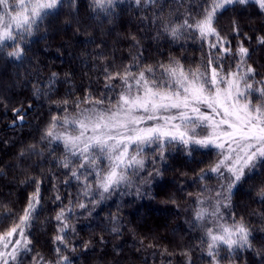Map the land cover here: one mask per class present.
Returning a JSON list of instances; mask_svg holds the SVG:
<instances>
[{
	"label": "snow or ice",
	"instance_id": "snow-or-ice-1",
	"mask_svg": "<svg viewBox=\"0 0 264 264\" xmlns=\"http://www.w3.org/2000/svg\"><path fill=\"white\" fill-rule=\"evenodd\" d=\"M123 3L125 0H89V19L103 18L111 23ZM128 3L142 10L157 9L153 16L141 18L152 26L150 38L155 43L182 39L199 42L200 62L186 69L178 58L168 55L166 62L157 59L148 63L147 49L136 36L129 37L134 51H129L126 63L117 65L114 55L102 51L89 56L99 64L98 80L103 91L97 97L86 89L83 98L53 101L59 112L46 122L38 142L18 153L21 160L44 159L47 151L56 166L64 170L65 178L59 183L66 189L73 184L77 188L75 196L69 191L62 197L55 183L58 177L50 173L55 193L52 202H58L53 217L54 259H45L34 249L32 228L40 223L44 211V180L28 176L20 183L30 184L33 190L21 213L0 203V209H7L0 216V226L9 222L0 231V264H74L78 233L73 221L91 217L117 192L131 194L133 186L135 195L140 196L141 184H150L149 178L163 177L157 165L166 162V152L176 146L189 157L198 149H214L217 157L198 173L202 191L196 196L191 227L201 235L194 248L180 252L185 264H192V251L206 255L209 264H247L248 252L264 264V245L257 247L254 235L256 231L264 233V227L254 229L244 216L237 218L232 202L238 186L264 176V72L250 62L253 53L245 41L251 42L252 37L241 31L235 18L231 25L237 39L235 48L218 27L225 11L254 7L264 15V0H201L198 4L179 0L176 9L167 15L161 0ZM65 8L75 13L78 24L85 23L79 20L78 0H0V56L23 62L32 37L44 30L49 17ZM76 31L80 33V27ZM82 34H87L86 26ZM256 42L264 45V34H257ZM88 43L101 49L103 42ZM59 76L53 72L47 87H54ZM35 94L40 95L39 89ZM0 104H4L2 98ZM11 111V126L22 127L27 110L21 104ZM61 148L63 155L57 157L56 151ZM145 149L152 151V169L146 172L149 157ZM141 172L145 175L140 176ZM206 178H215L216 186L204 184ZM256 195L264 204V180L257 186ZM252 215L264 223V212L254 210ZM112 220L109 231L118 238L122 235L118 217ZM98 240L102 245L106 243L103 236ZM140 244H144L143 239ZM92 246L91 240L79 245L84 251ZM147 247L156 246L149 243ZM161 255L171 257L174 253L163 248ZM168 264H172L171 259Z\"/></svg>",
	"mask_w": 264,
	"mask_h": 264
},
{
	"label": "trees",
	"instance_id": "trees-1",
	"mask_svg": "<svg viewBox=\"0 0 264 264\" xmlns=\"http://www.w3.org/2000/svg\"><path fill=\"white\" fill-rule=\"evenodd\" d=\"M178 2L161 0V4L166 6L165 15L176 9ZM200 2L194 0V3ZM88 4L89 0H78L79 20L85 22L83 24H78L75 13L69 8L49 17L44 30L32 37L29 50H26L27 58L23 62H13L0 56V98L4 101V104H0V170L3 172L0 175V203L7 205L14 213H21L33 189L30 184L22 185L20 181L28 176H38L44 180L41 189L44 211L40 215V223L32 228V239L35 252L49 260L54 259L56 222L53 217L58 210V202H52L55 193L50 173L58 177L55 183L62 197L67 196L69 191L75 196L77 188L73 184L66 189L59 183V179L65 178L64 170L56 166L54 158H50L47 151L44 159L32 157L21 160L18 153L29 144L37 143L46 122L59 112L53 101L83 98L86 89L98 97L103 91L102 82L98 80L101 76L97 70L99 64L89 56L102 51L114 55L117 65L126 63L130 59L129 51H134L130 36L141 40L147 49L145 56L148 63H155L157 59L166 62L168 55H172L187 69L199 64L202 54L200 43L192 39L179 42L161 40L159 44L151 40L152 26L147 21L142 22L141 18L153 16L157 9L142 10L130 6L125 0L118 7L112 22L108 23L103 18L100 21L89 19ZM233 18L239 22L241 31L252 37L251 42L245 41V46L253 53L250 62L264 72V45L256 42V35L264 34V15L250 7L240 12L225 11L219 17V29L232 40L235 48L237 39L231 32ZM85 26L86 35L82 34ZM77 27H80V33H77ZM89 40L103 42L102 48L96 49L88 43ZM53 72L60 76L55 86L48 88L47 82ZM36 89H39L40 95L35 94ZM21 104L27 110V122L22 127H8L14 118L11 109ZM29 104L32 106L30 109ZM145 151L149 157L146 159V172L152 169V151ZM62 155V148L58 149L56 156ZM216 158L214 149H198L189 157L180 146H176L166 152V162L157 165L163 171V177L149 178L150 184H141L140 196L135 195L133 186L129 190L131 194L117 192L101 203L91 217L74 220L78 233L74 239L77 245V251L73 254L74 264H168L169 259L172 264H185L180 252L194 248L201 235L199 230L191 227L193 212L197 207L196 196L202 191L198 173ZM145 172H141L140 176H144ZM133 179L138 181L139 177ZM262 180L264 176H257L238 186L232 201L237 218L244 216L254 229L264 227L260 218L252 215L254 210L264 212V204L258 202L256 195L257 186ZM203 183L215 187L217 181L206 178ZM5 211L7 209H0V216ZM113 216L118 217L117 222L122 229V235L118 238L109 231L114 223ZM8 226L9 222L5 221L0 231ZM254 235L257 247L264 245V233L256 231ZM100 236L106 241L103 245L99 243ZM142 239L143 245L140 244ZM89 240L93 246L88 251L82 250L79 247L81 242ZM149 243L156 247H147ZM163 248L174 255H161ZM245 255L247 264H260V259L253 253ZM191 258L192 264H209V258L200 251H192Z\"/></svg>",
	"mask_w": 264,
	"mask_h": 264
},
{
	"label": "water",
	"instance_id": "water-1",
	"mask_svg": "<svg viewBox=\"0 0 264 264\" xmlns=\"http://www.w3.org/2000/svg\"><path fill=\"white\" fill-rule=\"evenodd\" d=\"M26 122H27V119H26ZM8 127H12V126H11V123L8 125Z\"/></svg>",
	"mask_w": 264,
	"mask_h": 264
}]
</instances>
